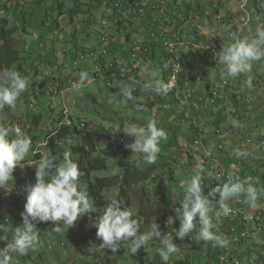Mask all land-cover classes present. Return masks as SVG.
<instances>
[{
  "label": "clouds",
  "instance_id": "9594fccd",
  "mask_svg": "<svg viewBox=\"0 0 264 264\" xmlns=\"http://www.w3.org/2000/svg\"><path fill=\"white\" fill-rule=\"evenodd\" d=\"M0 1L5 2L3 4L5 6L8 0ZM95 1L97 2L98 0ZM248 1L250 3L253 2L256 6H258V3L260 2V0H246V3H243L242 1L237 0L243 9L247 8ZM113 3L108 4L107 0H105L103 13V18L105 19L101 22V34L97 37L99 46L106 48L101 52H98L92 45H86V50L83 51L79 60L84 61L88 59L89 62L95 66V78H111V82L108 83L110 88L113 87L115 80L130 82L134 79V73H139L144 80L145 90L149 92L151 99L155 100L151 101L150 98H148L145 100L144 104H142L143 102L137 103L136 101L135 104H139L142 110L147 112V114L152 112L153 116L154 112V117H157L159 114L156 108L152 109L151 107L155 106L156 103L160 104L164 117H166L173 109L174 115L172 117L176 116L179 121L177 128L181 125H185L187 126V129H190V131H188L190 133L186 136V139H189L188 142L190 143L188 145L189 148H187V157L192 159L191 167L195 166L194 162L198 165L197 169H194L192 173L188 174L187 179L181 181L183 198L182 200H178L180 201V206L176 209V212L178 216L182 218L179 220V218L173 213L169 218H164L162 228L166 234L162 235L159 230V225L156 222H152L147 231H141L140 222L134 218L132 209L124 207L121 202L112 199L103 209L97 224V237L102 240L100 247L111 250L115 253L121 248V245L124 242H127L129 238H132L130 248L132 252L135 253L139 248L149 246L153 241H158L160 244V247L157 249L158 255L164 264H167L170 257L179 251V248L177 247V244L173 242V239L177 242H182L184 238L193 240V237L198 236L199 241H204V243H207L208 241L210 242L207 249V258L210 260V263L212 262V264H216V256L218 255L219 250L218 252L213 251L211 244L214 242L213 246L227 248L231 243L229 238L223 236L222 233L219 234L216 230L220 229L221 226L226 225V221H224L222 217H227L232 214L233 210L229 207L232 205V199L243 194L245 201L250 206L256 208L259 207L256 205L258 198L261 195H264V189H258L254 184L255 178L258 183H262L264 188V175L259 176L257 171L254 173L252 170H257L255 169L256 167H248L250 163H254L259 157L262 159L264 158L261 148L257 147V141L259 139H264H256L250 147L243 142L242 148H236L234 145L235 139L230 137L228 131L223 128L228 127L226 124L223 125L222 121V113L225 110L222 109L219 111L220 104L226 99L228 93L227 90L232 82H238L242 78V74L250 73L254 62L264 60V18L256 17L255 29H247L248 34L246 35L245 29L251 22L250 14H247V17L243 22H236L234 24L228 23V18H224L222 15L217 17L218 20L224 22L222 26L225 28L226 38L223 42L219 40L208 41V45L214 42L221 44L222 49L216 53V58L218 59L219 64L205 60L204 55L208 45L204 48L203 60L206 64L205 68L212 67V70L215 68L216 71L215 74H212L208 69H205V72L201 69L198 71L195 78H192L191 82L196 86L202 85V82L207 76H210L213 81L211 85H207L206 91H202L203 93H206V98H198L195 95V93H197L196 90H185V87H182L183 81L186 79L185 71L187 69L183 67L179 53L180 47H186V36L184 35V32L186 30H192L193 33L195 32L193 30H196L197 28L195 25L196 19L189 11L185 14L175 13V15L178 14V23L181 24V30L174 34V36H179L182 42L178 45V53L176 57L179 58L182 65L183 80L180 81V87L178 90L172 92L171 95H167L172 87L171 83L167 82L170 77V65H167L169 77L164 82L159 78L160 73L158 69L150 67V64L147 63L142 67L140 66V61L142 59H147L150 54V49L147 44L136 43L130 50L124 51L123 55L125 58L123 57L124 59L121 58V60H119L124 64L130 62L129 67H125V69H123L124 67L120 68L118 60L112 54V47L115 43L113 41L111 42L110 37L112 36L113 31L111 30V34L109 33V29L114 28L115 26L114 22L111 21V16L114 15L116 18L120 15L119 13L123 12L122 9L124 8L126 9V14L123 12L122 16H126L127 14L129 16L126 28L130 25H135L139 28L136 31L146 32L144 22L152 20L150 31L147 33L150 38L149 42L151 45L158 46L163 57L169 59L170 63L171 58L163 48V41L172 39L174 36L170 38L167 35L164 38L161 27V30L154 31L156 26H158V22L161 20V16H157V4L152 6L143 0H133L124 5L123 8L121 0H114ZM219 4L220 0H210V5L215 9L218 8ZM4 6L2 8H4ZM127 6L130 7L129 10H127ZM186 8L189 9L188 6ZM194 9L198 11V7H195ZM227 14L228 13H226V15ZM130 15H133L134 17L131 18ZM180 16L183 17V19H181ZM155 17L156 20H154ZM190 17L193 18L192 22L190 21ZM115 27L116 29L118 28L117 26ZM182 31L184 32L182 33ZM195 33L198 34V32ZM230 34H232L231 40L229 38ZM152 35H155L156 41L153 40ZM116 36H118L117 33L113 32V37L115 38ZM33 38L35 40L40 39L39 35L36 34H33ZM119 38L123 39L124 37ZM126 39L127 38H124V40ZM126 43L127 41L125 44ZM40 44H44V42H41ZM137 46H141L143 52L139 53L136 59H133L132 55ZM120 49L122 50V47ZM110 54L113 55L111 60L108 57ZM184 60L185 59H183V61ZM78 64L79 62H76L75 66H78ZM107 64H111V66L107 68ZM219 67H221V71L225 77L230 80L229 86L226 89L220 88L222 75L219 72ZM114 75L117 76L114 77ZM122 75H124L125 78H123ZM199 76H202L201 82L197 81ZM237 76L239 77L235 79ZM60 78L64 79L63 76ZM86 79L87 73H81L79 82L75 79H71L66 82V85L63 88H58L56 86L53 88V92L49 91L46 96L40 99L43 101L49 97L52 100L62 96L64 99V109L63 112L59 114L58 119L54 118L52 115L55 113L54 111H56L55 108L53 113H49V117L52 116V119L55 122V129L53 128L54 132L48 135L46 139L41 138L43 141L38 139L39 144L36 146L41 148L38 151H34L33 153V150H35L36 147L32 148L31 137L23 132L20 126H13L14 124L12 122L4 124L0 122V189H8L9 184H11L12 187H14L15 195L18 196L20 194L19 190L16 189L13 184L12 174L17 166L23 167L21 162L29 155L31 149L32 152L30 154L33 153L36 166L35 182L27 184L24 189L27 195L24 204V211L21 213L23 221L22 225L15 227L14 235L10 241L6 235L7 226L10 223L7 226L4 223H0V231L5 232L4 236H0V240H8L6 246L0 248V264H14L15 257L27 255L30 250H34L37 247L40 239V231L36 227L38 223L47 221L55 222L56 227L54 228V231L60 232L62 228L68 229L74 227L78 218L83 215L96 211L93 205V200L89 197L88 192L79 187V178L81 177L82 172L80 171L76 160L73 159L72 152L65 150L62 154V159H59L54 156L51 151H46L50 139L58 134L62 127H71L79 124L81 127H85L86 121L81 117H79L80 119H78V117L75 118L68 108L69 102H67V91L71 90L78 93L84 91L87 85H83V83ZM248 84L251 86V77H249ZM29 85H32L29 79L17 70L0 72V109L5 108V106L15 109L19 98L26 92ZM214 88L220 89L221 92V99L218 100L215 107H212L209 111H204L201 107L195 108L192 106L193 101L203 105L210 97V91ZM119 91L125 100H132L135 95L139 93V90L135 85L133 87L120 85ZM183 91L184 94L179 99L178 106L174 107L171 98L177 95V93ZM187 93H191L193 98L191 102L185 103V96ZM232 95L234 97L236 93H233ZM250 99L251 101H248ZM254 102V97L248 96L243 100L242 104L253 105ZM234 103V108L229 112V117L234 121L232 125L234 127L235 124L238 127L243 126L244 122L242 116L239 115V106L241 105V102L238 101ZM51 105L54 106V103L51 102L48 106ZM30 107L34 108V103L30 104ZM214 110H217L218 113L216 114ZM206 113H212L210 121L204 117ZM145 122L146 124L143 125L131 123L124 124V134L134 138V142L126 144V147L133 153L142 154L147 164H155L158 155L161 152V142L167 140L166 130L163 127H159V125L165 126L169 130H171L172 127H167L155 118H149ZM227 123L231 122L227 121ZM200 129L205 130V145L210 140L220 141L223 145L222 150L215 152L214 161L211 163L206 162L207 160L204 159L203 154L198 155L193 152L194 141L199 137ZM175 130L176 129H173V134H175ZM218 130L223 133V140H220L215 136V133ZM113 135L115 134H112L111 137L115 140L116 138ZM169 138L172 140V143L177 136L175 134V137L171 135ZM125 141L126 139L123 136L119 139V144L124 146ZM249 150L255 152V159L249 161L237 159L242 152ZM257 152L260 153L259 156H257ZM37 157H39L38 160L36 159ZM212 165H215L214 168ZM184 167H186V164ZM247 168L249 169V172L247 171ZM219 170H224L225 172L232 174L234 177L229 176L227 182L211 188L205 195L202 177H209L213 172L216 173ZM246 174H250L251 176L244 178ZM258 177H260V180ZM229 200L231 202L230 204L227 203ZM258 209L264 213V210L261 207ZM59 222H62V225ZM178 227L179 229L177 230Z\"/></svg>",
  "mask_w": 264,
  "mask_h": 264
},
{
  "label": "rangeland",
  "instance_id": "374dc122",
  "mask_svg": "<svg viewBox=\"0 0 264 264\" xmlns=\"http://www.w3.org/2000/svg\"><path fill=\"white\" fill-rule=\"evenodd\" d=\"M121 1L122 4L129 3L128 0ZM143 1L152 6L157 4V16L166 15L165 19L168 18L169 21L170 19H176L173 16L174 13L185 14L187 11L191 12V15L196 19L195 25L197 26L196 30L193 31L198 33L201 32L199 27L203 25V22H205L204 25L210 22L214 28L221 29L226 34L225 28L222 26L224 22L218 20V16L222 15L224 18H228V23L234 24L243 22L247 14H250L251 22L245 29L247 35V29H255V18H264V0H260L258 6L248 1V6L244 9L237 0H220L217 9L210 5V0ZM242 2L246 3L245 0ZM4 3L0 1V5ZM187 6L198 7V11L194 8L187 9ZM104 7L105 0H98L97 2L95 0H8L6 8H0V19H7L11 28L18 29L15 35V48L20 51L23 59L21 68L15 65L11 70H17L20 73L22 70L29 72L23 76H26L30 81L35 74L33 69H39L42 73L39 72L40 76L36 79L43 81L49 75L48 83L54 85L60 84L59 80L61 79L58 78L61 76L66 79L63 80L65 83L71 79L79 82L80 74L87 73V79L83 83V85H87L84 91L79 93L71 90L67 91L68 108L75 118L81 117L100 130H106L111 134H123L126 139L124 147L128 151L127 157L122 159L121 157H114V155H107L104 145L100 144L95 156L102 161L101 165H105L106 169L102 173H94L93 176L106 177L113 182L112 187L106 189L105 193L103 191L104 199L108 204L112 199L119 201V189L123 187L130 198L134 218L140 222L141 231H147L150 224L156 222L163 235L166 234L162 228L164 218H169L172 213L179 220L182 218L176 212V209L180 206L178 200L183 198L181 181L187 179L188 174L197 169L198 165L195 164L194 167H191L192 159L187 157L189 139L180 142L179 136H177L171 143L172 140L169 136L173 135L175 137V134L180 133V137H186L190 133L188 132L190 129H187L185 125H181L178 131L173 134L172 129L169 130L165 126L159 125V127L166 130L167 140L161 142V152L155 164H147L142 154L133 153L126 147V144L134 142V138L124 134V124H146V122H142L144 119H148L149 114L143 111L139 104H135V97L132 100H125L121 96L119 88L113 90L115 89L114 86L119 87L121 81L115 80L113 87L110 88L108 83L111 82V78H95V66L88 59L79 60L83 51L86 50V45H92L98 52L106 48L99 46L97 41V37L101 34V22L105 19L103 18ZM76 8H78L79 13L73 14L72 19L70 11H76ZM14 9H17V11ZM226 13L228 14L226 15ZM229 15L234 17H229ZM151 21L144 22L146 33L150 31ZM24 27L27 33L23 32ZM138 29V26L130 25L127 27V31H131V33H124L122 27L116 29L114 26V28L109 29V33L111 34V30L117 34L122 31L120 35H129L131 38ZM113 32L110 37L111 42L114 39ZM146 33L145 35H147ZM33 34L39 35L40 39L35 40ZM231 37L232 34L229 35L230 40ZM41 42H44V44H40ZM181 43L180 39L179 44ZM138 48H141V46L136 47V49ZM108 57L111 60L113 55L110 54ZM76 62H79L78 66H75ZM49 63L54 64L53 68L47 65ZM167 65H170L169 59L165 58L164 61L161 59L157 62L156 67L157 69L159 67L165 69ZM110 66L111 64H107L106 67ZM57 67L58 71L56 70ZM186 69L189 68L186 67ZM214 71H216L215 68ZM200 77L201 80L197 79L198 82L202 81V76ZM249 77H251V86L248 84ZM202 83L200 86L195 85L196 88L192 86V89L196 92L206 91L205 81ZM129 86L133 87L134 85ZM53 91L52 88L50 92ZM227 92V97L221 102L219 111L225 110L222 113V121L223 125L226 124L228 127H222L228 131L230 137L235 139L234 145L236 148H242L243 142L247 138H253L254 141L258 138L264 139V60L254 62L251 72L242 74V78L238 82H232ZM233 93H236L234 97ZM47 94L48 92L42 95L40 90H35L33 85H29L26 92L19 98L15 109L7 106L0 109V122L2 124L12 122L14 126L20 124L18 126L25 128V131L31 129L30 133L37 135L35 128H47L52 122V116L50 119L47 118L49 117L47 105H50L51 102L54 103V106L51 105V107L53 110L56 109L55 113L52 114L56 119L64 109L62 96L52 100L49 97L43 101L40 100ZM248 96L254 97L255 102L253 105L242 104ZM238 101L241 102L239 115L242 116L244 125L238 127L234 123V127L232 125L234 121L229 117V112L234 108V102ZM33 103L34 108H31L30 104ZM151 107L152 109L156 108L158 115L162 114L159 103ZM214 112L218 113L217 110H214ZM173 115L172 109L166 118H171ZM211 116L212 113L204 115L208 121L211 120ZM137 118L140 120L137 121ZM227 121L231 123H227ZM37 133L41 134V132ZM43 135L45 136V134H42L40 137H44ZM35 140V138L32 140V148L36 147L33 153L41 149L36 146L39 144L38 139ZM177 142L180 143L176 145ZM257 147H259V144ZM249 151L255 154L253 150ZM261 152H263L262 149ZM30 153L21 162L24 168L35 166L33 153ZM259 155L260 153L257 152V156ZM73 159L76 160L79 168L83 167L79 158L73 156ZM185 164L186 167H184ZM248 167H256L258 175H264V158L259 157L254 163H250ZM127 170H129V173H126ZM247 171L249 172L248 168ZM248 176L251 175L246 174L244 178ZM258 178L260 180V177ZM79 179V186L84 187L86 180L82 175ZM254 184L258 189H264L262 183H258L255 178ZM11 187L12 185L9 184L8 189H0V223H4L6 226L10 223L6 232L9 241L14 235L15 227L22 225L21 213L24 211L27 195L25 191L21 192L19 190L20 194L16 196L14 187ZM227 203L230 204V200ZM257 205L264 210V195L258 198ZM259 207H256L255 210ZM59 223L62 225V222ZM97 224V218L91 213L78 218L75 230L70 227L68 229L62 228L60 232H57L54 231L55 222H52V225L48 227L45 226L44 222L38 223L36 227L40 231V239L37 247L30 250L27 255L15 257L14 264H148L151 261H162L157 252L160 247L158 241L151 242L149 246H146L150 248L143 250L140 254L138 251L133 253L129 247L131 243L128 242H124L115 253L100 247L102 240L97 237ZM56 232L57 234H55ZM4 235L5 232L0 231V236ZM173 242L177 244L179 251L170 257L168 261L170 264L187 259H189L190 264H212L207 258L209 241L204 243V241H199L198 236H195L193 240L184 238L182 242H177L173 239ZM7 243L8 240H0V248L5 247ZM253 255L263 258L264 247L261 246V251L253 252Z\"/></svg>",
  "mask_w": 264,
  "mask_h": 264
},
{
  "label": "trees",
  "instance_id": "16d2710c",
  "mask_svg": "<svg viewBox=\"0 0 264 264\" xmlns=\"http://www.w3.org/2000/svg\"><path fill=\"white\" fill-rule=\"evenodd\" d=\"M128 1L132 2L133 0H128ZM107 2L108 4H110V3H113L114 0H107ZM126 4L127 3H123L122 7L124 8V5ZM3 6L4 5H0V8H2ZM4 8H6V5L4 6ZM129 8L130 7L127 6V10H129ZM188 8H192V7L188 6ZM14 10L17 11V9H14ZM122 11L126 14L125 8L122 9ZM123 12L119 13L120 15H118L116 18L114 17V15H112L111 21H113L114 25L117 26L118 28L122 27L123 32L126 33V29H127L126 24H127L129 16L128 14L126 16H122ZM70 13H71V17L73 16V14L79 13L78 8H76V11L74 10L70 11ZM177 15H175V13L173 15L174 17H176L175 21L173 19L172 20L170 19V21L168 18L165 19L167 17L166 15L161 16L160 18L161 20L158 22V26H156L155 31L161 30L162 28L164 38L167 35L168 37L172 38L174 34L178 33L179 30H181L180 28L181 24L178 23ZM130 17L133 18L134 16L130 15ZM163 17L164 19L162 20ZM17 30H18L17 28H11L9 26V21L7 19L5 18L0 19V72L9 71L15 65H18L21 68L23 59L21 57L20 51H18L15 48V35L17 33ZM23 32L27 33L25 27L23 28ZM183 32L184 31H182V33ZM118 33L119 34L117 35H119V37H125L127 39H129L130 37L129 35H126V36L120 35L122 31H119ZM138 49L140 50V48ZM180 59H181L183 67L186 68L188 65L185 60L183 61L184 59L183 56H181ZM47 65L53 68L54 64L52 65V63H49ZM33 70L35 71L34 72L35 74L33 77H31L32 79L30 80V82L32 83L35 90H40V93L42 95H45L47 92L51 91V89L55 88L56 86L58 88H63L66 85V83L64 82L66 79H61V78H58V79H61L59 80L60 81L59 85L49 84L48 83L49 75H47V78H45V80L38 81L36 77L38 78L40 76V73L42 72L39 69H38L39 71L37 69H33ZM56 70L58 71V67L56 68ZM27 73L29 72H26L23 70L21 72L22 75H25ZM180 78H179V83L181 81ZM175 91H172V92H175ZM172 92H170V94H172ZM48 111L49 113H53L54 110L51 106H48ZM50 117L48 118L50 119ZM18 125L20 124H17L16 126ZM54 126H55V122L52 119V122L49 124V127L47 128L43 127L41 129L35 128V132L37 135H32L30 133L31 129L28 131H25V128L23 127H21V129L26 134L29 133L27 135L30 136L32 140L33 138H35L36 140L37 139L41 140V138L46 139L48 135L54 132L53 131V128L55 129ZM37 132H41V134ZM42 134H45V136L43 135L44 137H40V135ZM111 135L112 134L110 132L106 130H100L98 127L93 126L92 124H89L86 121L85 127H81L80 124L71 126V127H67V126L62 127L59 130L58 134H56L50 139L49 144L46 148L47 152L51 151L53 155L58 157L59 159H62V154L65 150L71 151L74 157H77L80 159V162L83 164V167L80 168V171L82 172V176L84 177L86 182L84 183V187H80V186L79 187L81 189L86 190L88 192L89 197L93 200V205L96 211L89 212L88 214L90 213L94 214L98 222H99V217L102 214L103 209L108 205L107 201H105L104 199L103 191L105 193V190L108 189L109 187H112L114 184L109 178H106V177L100 178V177L93 176L94 173H102L106 169L105 165L103 164L101 165L102 161L99 160L98 157L95 156L96 155L95 153H97L96 150L98 149V146L100 144H103L104 148L107 150L106 152L107 155H112V156L114 155V157H118V158L121 157L122 159L126 158L127 157L126 155H128L127 149H125L123 145L119 144V139L123 137V134L113 135L116 138L115 140L112 139ZM36 159L38 160L39 157H37ZM35 167L36 166L24 168L21 166H17L15 168L12 175H13V184L16 189L23 192L25 191L24 189L27 184L35 182ZM252 171L254 173L256 172V170H252ZM126 173H129V170H127ZM119 190H120L119 201L123 204L124 207L131 208L130 198L128 197L124 188L122 187ZM44 223L46 226L52 225L51 221H47ZM71 229L75 230V226L71 227ZM131 240L132 238H129L127 242L131 243ZM130 245L131 244H129V247ZM148 248L150 247H141L137 251L140 254L142 253L143 250H146ZM148 260L150 259L148 258ZM141 264H144V263H141ZM148 264H164V262L163 261L161 262L151 261ZM167 264H170V263L167 262ZM175 264H190V263H189V259H187L185 261L178 260L176 261Z\"/></svg>",
  "mask_w": 264,
  "mask_h": 264
},
{
  "label": "crops",
  "instance_id": "0c3cea01",
  "mask_svg": "<svg viewBox=\"0 0 264 264\" xmlns=\"http://www.w3.org/2000/svg\"><path fill=\"white\" fill-rule=\"evenodd\" d=\"M29 1H31V0H29ZM229 17H234V16L229 15ZM154 20H156V17L154 18ZM204 24H205V22H203V25L201 27H199V30H201V32H199L198 34H196L195 32L193 33L192 30H186L184 32V35L186 36L185 37L186 47L184 46L183 48L182 47L179 48L180 57L183 56V58L187 62L188 68H189L185 71L186 79L183 81V85H182V87H185V90L192 89V86L195 87V84L192 83L191 81H192V78H195V76L199 70L202 69L205 72V69H208L212 74H215V71L212 70V67L205 68L206 64L204 63V60H203L204 48H205V46L208 45V43H209L208 41L219 40V41L223 42L226 38V34H224L221 29H218L216 27L214 28V26H212V23L209 22L206 25H204ZM127 32L131 33V31H127ZM145 33L146 32H144V31H142V32L135 31V33H133V36L129 39L124 40L125 37L123 39H120L119 35L113 39V42L115 44L112 47V49H113L112 54L118 60V65L120 66V68L124 67L123 69H125V67H129L130 62H128V63L126 62L124 64L123 62H121L119 60H121V58L124 59L125 56L123 55V52L126 50H130L132 48V46L136 43L137 44L138 43L147 44L148 48L150 49V54L148 55L147 59H142L140 61L141 67L147 63V64H150V67H152V68L155 67V69H157V67H156L157 62H159L161 59H163V61H164L165 58L163 57V54H161V50L159 49V47L156 45H151V43L149 42L150 38L148 35H145ZM126 41H127V43L125 44ZM121 47H122V50L120 49ZM161 57H163V58H161ZM158 70L160 73L159 78L165 82L166 79L169 77L168 76L169 72H168L167 68L162 69V67H159ZM204 81H205L206 87H207V85H211L213 83L210 76H207V78ZM131 84L135 85L139 90V93L137 95H135V98H136L135 101L137 103H141V102L144 103L145 100L148 98H150L151 101L155 100V99H151L149 92H147L145 90L146 88L144 87V80L139 75V73L137 74L135 72L134 73V79L130 82L121 81L119 86L120 85H128L129 86ZM113 88H115L114 90H117V88H119V87L114 86ZM183 94H184V91L177 93V95H175L171 98V102H172L174 107L178 106V101L183 96ZM195 95L198 98H204V97L206 98V93H203V92H197V93H195ZM148 114H149L148 119L149 118H155L156 120H158L162 124L166 125L167 127H172V130L175 129L179 124V121L177 120L176 116L171 117V118H166L163 116V114L157 115V117H154L155 116L154 112H153V116H152V112H150ZM138 120H140V119L137 118V121ZM145 121H147V120L144 119V121L142 123H144ZM178 129L179 128H177L175 131H178ZM176 136H179L180 142L184 141V139H186V137H180V133H178ZM179 143L177 142L176 144L178 145ZM194 164H196V162H194Z\"/></svg>",
  "mask_w": 264,
  "mask_h": 264
},
{
  "label": "built area",
  "instance_id": "2783aa9c",
  "mask_svg": "<svg viewBox=\"0 0 264 264\" xmlns=\"http://www.w3.org/2000/svg\"><path fill=\"white\" fill-rule=\"evenodd\" d=\"M180 18L183 19V17L181 16ZM190 21L191 22L193 21L192 17H190ZM152 37L153 40L156 41L155 35H152ZM172 39H173V46L163 47L166 53L170 56V58L174 60V67L170 71V77L167 82L171 83L172 86L171 89H179L180 83H177V68H182V65L179 61V58L176 57L178 53V45H179L177 36H175ZM206 49L209 53V57H215V63L218 64L214 43L208 45ZM132 58L133 59L137 58L136 48L134 50ZM219 72L221 73V75H224L221 71V67H219ZM238 77L239 76H237L235 79H237ZM123 78H125V76H123ZM197 79L201 80V77H198ZM220 88L225 89V85L220 86ZM210 92H211L210 98H212V106L209 108V110L212 107H215L217 105L218 100L221 99L220 89H216V91H210ZM167 95H170V92ZM191 100H192V94L187 93L185 96V103L191 102ZM192 106L198 108V105L194 102H192ZM187 115L190 116L189 114ZM199 132H200L199 135H202V129H200ZM215 136H217V134H215ZM217 142L220 144V150H222L223 149L222 142L220 141ZM258 143H263V142L259 141ZM200 144L204 145L206 148H210L209 145H205L203 142H200ZM239 160H240V156H239ZM202 182L204 187V193L206 195L211 188L225 183L226 178L223 177V174H218L217 172L216 173L213 172L209 177L203 176ZM217 199H218V194H217ZM229 207L233 210L232 214L227 217H222V219L226 221V225L221 226L220 229H217L216 231L219 234L222 233L223 236L229 238L231 240V243L227 248L213 246L214 242L211 244L213 251L218 252L219 250L218 255L216 256L217 257L216 264H264V261L262 260L261 256L250 255V259L242 258V247H248V243H255V245H264V213L261 210L259 209L255 210V207L250 206L245 201V197L243 194H241L239 197H234L232 199V205ZM245 212H254L255 221H247L245 219ZM239 224H248L249 232H239ZM238 233H245L244 241H237ZM226 254H235V261H226Z\"/></svg>",
  "mask_w": 264,
  "mask_h": 264
},
{
  "label": "bare ground",
  "instance_id": "6f19581e",
  "mask_svg": "<svg viewBox=\"0 0 264 264\" xmlns=\"http://www.w3.org/2000/svg\"><path fill=\"white\" fill-rule=\"evenodd\" d=\"M177 39H178V44H179V42H180L179 36H177ZM214 45H215V53H218L222 49L221 45H220V43H217V42H214ZM171 46H173V39H168V40L163 41V47H171ZM142 51H143L142 47L140 48V50L137 49V55L139 53H141ZM204 56H205L204 58L206 61L211 62V63H215V57H209V53H208L207 49H206ZM173 67H174V60L171 59L169 71H171V68L173 69ZM116 76L117 75H114V77H116ZM222 76L223 77H222L220 86L225 85V89H226L229 86L230 80H229V78L225 77V75H222ZM179 78L181 79V81L183 80L182 68H177V83H179ZM175 90L176 89H171L170 92L175 91ZM211 91H216V88L212 89ZM192 98H193V96H192ZM248 101H251V99ZM193 102L198 105V108L201 107V109L204 111L209 110V108L212 106V98H210V97L208 98V100L203 105H200L198 102H195V101H193ZM215 134H217L218 139L223 140L224 135L221 131L218 130V131H216ZM204 140H205V130L202 129V135H199V137L194 141L193 152H194V154H198V155L203 154L204 159L207 160L206 162L211 163L214 161L215 152L220 150V144L217 141L210 140L206 144V145H209L210 148H206L204 145L200 144V142H203L205 144ZM254 140L255 139H253V138H247L245 141V144L247 146H251L252 143L254 142ZM259 140H260V142H263V143H258ZM259 140L257 141V143L259 144V147L262 149L263 154H264V140H262V139H259ZM239 156H240V160H242V161H249V160L255 159V154L252 153L251 151L243 153ZM239 156L237 157V159H239ZM214 166L215 165H213V168H214ZM217 173L223 174V177L226 178V182H227L229 176L234 177L232 174H229V173L225 172L224 170H219ZM245 219L247 221H255L254 212H245ZM239 232H249V225L248 224H239ZM244 240H245V233H238L237 234V241H244ZM261 246L264 247V245H255V243H248V247H243V249H242V258L243 259H250V255H253V252H260L261 251ZM262 260L264 261V257L262 258ZM226 261H235V254H226Z\"/></svg>",
  "mask_w": 264,
  "mask_h": 264
}]
</instances>
